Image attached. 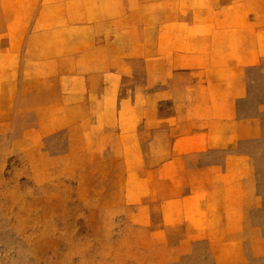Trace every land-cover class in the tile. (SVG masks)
Wrapping results in <instances>:
<instances>
[{
    "label": "rangeland",
    "instance_id": "374dc122",
    "mask_svg": "<svg viewBox=\"0 0 264 264\" xmlns=\"http://www.w3.org/2000/svg\"><path fill=\"white\" fill-rule=\"evenodd\" d=\"M89 1L98 20L112 21L114 68L129 70L113 71L110 127L101 113L96 134L70 151L65 130L24 136L23 107L32 97L9 83L26 33L48 31L56 2L73 10L78 0H0V264H264V59L242 73L249 81L240 115L257 117L260 130L244 144L254 199L238 215L232 201L215 197L208 209L173 200L170 214H154L152 132L143 135L136 109L138 83L148 75L137 70V32L151 31L153 5Z\"/></svg>",
    "mask_w": 264,
    "mask_h": 264
},
{
    "label": "crops",
    "instance_id": "0c3cea01",
    "mask_svg": "<svg viewBox=\"0 0 264 264\" xmlns=\"http://www.w3.org/2000/svg\"><path fill=\"white\" fill-rule=\"evenodd\" d=\"M151 2V31L137 32V70L148 75L138 83L136 109L143 135L146 127L152 132L153 213L170 214L173 200L208 209L215 197L243 214L255 195L244 144L260 130L257 117L240 115L249 81L242 73L264 59V0ZM56 3L49 30L26 33L9 85L32 97L23 107L24 136L65 130L71 151L96 134L101 113L110 127L113 71L129 69L114 68L112 21L98 20L94 1L73 2V10Z\"/></svg>",
    "mask_w": 264,
    "mask_h": 264
}]
</instances>
